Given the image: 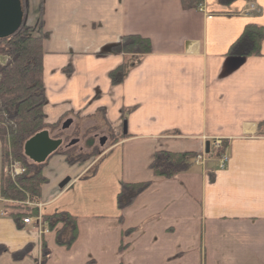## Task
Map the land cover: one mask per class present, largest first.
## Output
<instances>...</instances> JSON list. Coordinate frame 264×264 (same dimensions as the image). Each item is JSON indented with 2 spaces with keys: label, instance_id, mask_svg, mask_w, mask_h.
I'll use <instances>...</instances> for the list:
<instances>
[{
  "label": "crops",
  "instance_id": "crops-1",
  "mask_svg": "<svg viewBox=\"0 0 264 264\" xmlns=\"http://www.w3.org/2000/svg\"><path fill=\"white\" fill-rule=\"evenodd\" d=\"M25 2L45 37L46 123L64 116L69 129L90 124L108 139L92 163L54 155L43 170L39 214L75 217L76 241L58 243L71 240L70 229L41 236L36 222L0 216L9 250L0 264H264V42L261 56L226 57L247 25L264 27V0L250 1L249 16L244 0ZM127 35L150 39L153 52L104 55ZM121 65L126 80L112 86L109 73ZM214 137L228 144L224 170ZM209 141L206 162L186 173L165 179L150 169L158 151L197 155ZM124 183L151 184L120 211Z\"/></svg>",
  "mask_w": 264,
  "mask_h": 264
},
{
  "label": "trees",
  "instance_id": "trees-1",
  "mask_svg": "<svg viewBox=\"0 0 264 264\" xmlns=\"http://www.w3.org/2000/svg\"><path fill=\"white\" fill-rule=\"evenodd\" d=\"M240 0H219L222 6H230ZM253 1V0H244ZM197 1H185L186 8L197 5ZM45 37L42 28L39 31L35 26L23 24L17 32L8 39L0 40V197L7 202L3 205L4 213L15 221L17 225L24 218L37 217L38 209L23 204L30 201L39 204L41 201L42 187L48 183L43 175L47 165L35 164L24 154V144L37 133L49 130H57L61 124L54 125L46 123L44 106L46 104L45 87L43 79V59ZM264 42V27L257 24L247 25L242 35L229 47L226 57L249 58L258 57L262 54ZM153 52V43L150 39L140 35H127L121 41L104 53V55H131L146 56ZM127 77V66L121 65L109 73L112 86L122 85ZM126 120V117H124ZM87 140V139H86ZM89 147L93 146L94 139L87 140ZM227 142H223L221 148L216 150L215 159L226 153ZM69 165L85 164L95 158L98 154L90 156H78L72 159L71 153L59 152ZM9 158L16 159L27 169L25 175L12 181L3 173V168ZM194 153H171L167 151L156 152L150 169L156 177L171 179L179 174L188 172L194 166ZM97 167L89 171L86 179L96 173ZM82 179V178H81ZM151 183L122 184L117 196V207L124 211L133 205L135 199L149 187ZM22 202V203H21ZM44 225L54 231L60 227V231L72 230L73 236L67 243H58L70 247L77 239V219L68 213H56L43 218ZM126 246L122 245L120 250ZM26 251L13 253L14 259L18 260L27 255ZM9 250L0 245V255L8 253ZM44 259V257H43ZM42 260V264H43Z\"/></svg>",
  "mask_w": 264,
  "mask_h": 264
},
{
  "label": "water",
  "instance_id": "water-1",
  "mask_svg": "<svg viewBox=\"0 0 264 264\" xmlns=\"http://www.w3.org/2000/svg\"><path fill=\"white\" fill-rule=\"evenodd\" d=\"M25 19V9L23 0H0V40L8 39L14 35L23 25ZM72 120H68L62 130L68 129ZM127 130V123H124V134ZM61 139L51 138L47 130L41 131L31 137L24 144L25 156L35 164H44L53 154L57 153L62 147ZM76 141L70 143L75 145ZM209 143L206 144V153H209ZM68 180L63 182L65 186Z\"/></svg>",
  "mask_w": 264,
  "mask_h": 264
},
{
  "label": "rangeland",
  "instance_id": "rangeland-1",
  "mask_svg": "<svg viewBox=\"0 0 264 264\" xmlns=\"http://www.w3.org/2000/svg\"><path fill=\"white\" fill-rule=\"evenodd\" d=\"M38 2H39V0H32L33 6H35V7L38 6V4H39ZM25 24L34 26V24L32 23V19L28 18V17L25 20ZM62 123L63 122H61V124ZM90 127H91L90 124H87V125H83V124L75 125L74 128L71 127L69 130L61 133L62 137L65 140V144L64 145L70 143V141L72 139H79V144L77 145V147L69 150V152L71 153V158L72 159L77 158L78 156H85L86 158L91 159L90 156L93 157V155L99 154L98 152L100 151V149L99 148L97 149L96 147H98V145H99V138H102L104 135H103V133H100V136L95 139V135H99V133L95 129L94 130H88V128H90ZM59 133H60V126H59V128L57 130L52 131L51 134L54 137H57L59 135ZM105 134H107V133H105ZM90 138L94 139L93 148L91 147L90 149L88 148V149H85L84 151H80V148H82L84 146V143L86 142V139H90ZM64 145L59 150V152L63 151V148L65 147ZM94 157L95 158L89 160V162L92 163L97 158V156H94Z\"/></svg>",
  "mask_w": 264,
  "mask_h": 264
},
{
  "label": "built area",
  "instance_id": "built-area-1",
  "mask_svg": "<svg viewBox=\"0 0 264 264\" xmlns=\"http://www.w3.org/2000/svg\"><path fill=\"white\" fill-rule=\"evenodd\" d=\"M251 9H254L253 6H251ZM2 124L0 123V126ZM215 143H216V146L217 147H220L221 145V140L219 139H216L215 140ZM203 161L204 158L202 156H199L198 157V161ZM228 163V158L226 156H224L222 159H221V168L223 169L226 164ZM7 175H9L13 180H15L17 177L25 174L26 172V169L17 161H14V160H11L9 163H8V166L6 167L5 169ZM23 222L25 224H29L31 223V219L30 218H26L23 220ZM39 223H41V219L39 218ZM41 228V227H40ZM45 233H47L48 231L47 230H44ZM43 233V232H42Z\"/></svg>",
  "mask_w": 264,
  "mask_h": 264
},
{
  "label": "flooded vegetation",
  "instance_id": "flooded-vegetation-1",
  "mask_svg": "<svg viewBox=\"0 0 264 264\" xmlns=\"http://www.w3.org/2000/svg\"><path fill=\"white\" fill-rule=\"evenodd\" d=\"M59 137H61V136H59ZM98 137H99V135H96V136H95V139L98 138ZM103 138H104V139H105V138L108 139L107 136H106V137L103 136L102 138H99V145H101V143H102V141H103ZM87 140H88V139H87ZM87 140H86V142L84 143V146H83L82 148H80V151H84L85 149H88V148L90 149L91 147L93 148V146L89 147V146L87 145V142H88ZM77 145H78V144H76V145H74V146H72V147H65V148H66L67 151H69V150H71V149L77 147ZM93 145H94V144H93ZM99 145H98V147H96L97 149L99 148Z\"/></svg>",
  "mask_w": 264,
  "mask_h": 264
}]
</instances>
